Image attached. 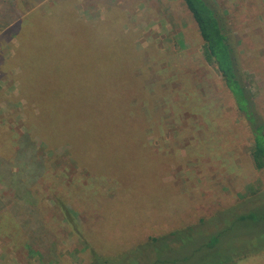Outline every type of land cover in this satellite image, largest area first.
Segmentation results:
<instances>
[{
  "label": "trees",
  "instance_id": "16d2710c",
  "mask_svg": "<svg viewBox=\"0 0 264 264\" xmlns=\"http://www.w3.org/2000/svg\"><path fill=\"white\" fill-rule=\"evenodd\" d=\"M75 1L0 0V31L13 32L19 43V26L24 29L36 15L40 21L37 22V33L43 35L42 43L48 49L47 55L64 54L71 58L59 60L58 65L63 61L68 66L65 72L53 59L39 64L35 60L20 63L18 96L25 99L28 110L22 130L1 129L0 213L17 221L23 228L29 224L34 235L48 233L53 222L46 223L43 218L46 190L42 184L48 182L54 198L52 206L45 205L49 213L53 212L50 216L48 213V217L55 221L54 214L59 211L67 225H76L75 230L81 229L92 256L89 264H92L95 255L91 252L100 251L99 244L117 247L121 241L116 231L97 226L93 216L99 219L103 216L100 210L102 203L119 202L122 210H128L127 198L138 200L149 193L169 196L173 199L159 205L161 220L156 219L159 214L152 210L156 208L153 206L146 220L147 229L137 230L135 225V228L131 226L126 235L128 241L118 247L147 249L164 237L181 244L180 236L183 235L189 242L200 238V247L218 251L222 233L236 220L258 217V209L264 203V186L260 190H251L233 205L224 204L217 208L194 198L186 201L176 189L169 194L173 185L170 188L160 185L162 175H159L157 167L146 180L139 179L137 183L123 182L116 173L128 169L127 150L152 154V164L158 163L156 155L170 156L164 168L175 161V155L167 151L169 145L163 136L168 127L167 118H170L165 114L170 110L174 117L170 123L172 132L175 139H189V155L197 158L221 156V164L229 175L235 177L234 146L238 147L240 133L233 130L230 112L226 110L228 103L237 110L252 139V148L244 160L249 168L264 172L263 109L240 76L243 61L238 48L240 42L230 29L233 21L227 16V10L215 0H180L185 9L180 15L183 26L167 39L163 46L165 52L150 47L148 55H141L134 47L132 31L122 29L124 15L121 2L141 6L142 0H99L104 6V17L80 19L74 15ZM154 2L161 3L163 9L172 8L170 0ZM42 5L46 8L42 9ZM259 8L261 15L258 18L264 26V2ZM192 29L196 30L195 36L185 42L184 36ZM31 44V41L20 39L19 45L26 46L25 54L31 49ZM250 62H259L264 72V58L254 57ZM200 66L213 67L219 81L215 80L211 86L205 78L196 77ZM179 68L190 70L183 86L176 87L175 94L171 91L166 93L163 83L169 87V81ZM65 78H70V81L60 98L67 100L57 101L54 108L48 95L62 85ZM34 89L47 96H40ZM162 98L165 108L158 106L162 105ZM31 104L37 107L33 109ZM51 114L56 115L55 120L66 118L57 123L55 131H49L47 123L38 120L40 115L50 120ZM100 115L104 131L96 134L101 125ZM186 116V125H178ZM114 127L120 130L118 136L113 132ZM149 135L154 136L157 144L148 142ZM35 137L40 138L41 151ZM59 142L68 145L69 158L65 164L63 161L55 162L53 154L47 156L42 151V148L50 149L49 146ZM68 198L75 199L86 226L77 224L76 217L65 208ZM204 211L209 212L199 216ZM189 214L199 217L196 222L185 225ZM163 226H167V231L158 236V232L164 230ZM120 235L123 234L120 232ZM48 238L56 248L54 238ZM170 243L174 245L175 242ZM114 251L117 253V249Z\"/></svg>",
  "mask_w": 264,
  "mask_h": 264
},
{
  "label": "rangeland",
  "instance_id": "374dc122",
  "mask_svg": "<svg viewBox=\"0 0 264 264\" xmlns=\"http://www.w3.org/2000/svg\"><path fill=\"white\" fill-rule=\"evenodd\" d=\"M215 1L223 9L227 10V16L233 21L230 29L240 42L238 47L239 54L243 58L240 76L250 93L253 94L254 99L261 105L264 118V72L259 62H250V59L254 57L259 60L264 58V26L261 19L258 18V15H261L259 6L264 0ZM142 2L143 5L141 6H135V3L129 5L130 2H121L124 15L121 24L122 29L124 31H132L134 47L141 55H148L150 47H155L161 53H164L167 39L173 35L174 31H179L183 26V19H180V15H182L181 11L184 9V5L180 0H170L172 8L163 9L161 3L154 2V0H142ZM74 7V15L77 19L102 18L105 14L104 6L99 0H76ZM43 8H46V5H42ZM37 22L40 21L35 15L30 22L31 24L29 23L30 25H27L24 29H21V25L19 26L17 32L19 43L13 32H5V29L0 31V134L1 129L4 130L5 128L19 131L23 129L22 126L26 118L28 105L24 98L18 96L19 73L17 72L20 71V65L28 60H35L34 62L39 64L45 63L49 59H53L58 65L59 60L71 59L66 58L64 54L52 57L47 55L48 49L42 43L44 40L43 35L40 36L37 33L36 27L39 25ZM195 33V29L187 32L186 36H184L185 42H189V39L192 35L195 36ZM20 39L32 42L31 49L26 54L23 52L26 46L21 47L19 45ZM259 41L261 42L259 43ZM40 45L44 48L40 47ZM42 49H44L43 54L40 55ZM58 66L63 68L64 72L68 69V66L63 61ZM198 70L199 74H195L197 75L196 77H199V79L200 77L205 78V82H208L211 86L215 83V80L219 81L220 79L216 70L213 67L211 68V66H200ZM188 72H190L188 68L176 70L175 77L168 83L169 87L164 81L165 83L163 84L166 85V87L163 85L164 89H166L165 92L171 91L175 94V88L179 85L183 86ZM150 76H152V73ZM153 78H157V76H153ZM69 81L70 78H65L63 84L58 85L56 90L48 95L54 108L57 105V101L67 100L66 98H60V95ZM147 83L152 84L151 81H147ZM37 84L39 86V80H37ZM35 91L38 94L40 93V96H47L44 92ZM162 100L163 98L160 99L161 103ZM156 104L157 102L154 105ZM31 105H33V109L37 107L35 104ZM162 105L158 104L160 108H165ZM226 110L230 112L231 125L235 127L233 130L237 134L240 133L238 147L234 146L236 150L233 157L236 169L235 177L227 173V169L221 164V156L214 158L204 155L197 158L189 155V139H175L174 132H172L170 123L173 122L174 117L170 110L165 114V116L170 115V118H167L168 127L163 132V136L167 139V144L169 145L167 151L175 155V161H171L164 168V164L170 160V156L165 158L162 155H156L155 158L157 157L159 164L157 162L152 164V154L144 152L140 154L135 149L132 152L127 150L125 153H127L128 169L124 172L119 170L116 173L117 177L119 179L121 177L124 180L123 182L137 183L139 179L146 180L149 173L153 172L157 167L160 172L159 175H162V184L160 185L166 187L173 185L172 189L168 191L169 194L176 189L182 197L186 198V201L194 198L217 208L224 204L233 205L237 203L239 198L244 197L251 190H260L264 186V172L249 168L248 162L244 160L253 145L250 134H248L241 123L237 110L230 103L226 106ZM100 116L98 118H100L101 125L96 134L104 131L103 119ZM55 119L56 115L51 114L50 120H47L46 116L42 118L41 115L38 120L41 123H47L49 131H55L57 123L62 122L66 118ZM186 123L187 116L182 119V122L177 124L185 126ZM80 124L82 125V122ZM114 131L116 136L120 134V130L115 127L113 128ZM81 132L85 133L84 131ZM34 139L41 151L40 138L35 137ZM147 139L148 142L157 144L153 135H149ZM0 143H2V140H0ZM49 148H42L43 153L47 156L53 154L55 162L63 161L64 164L67 162L69 158L67 144L59 142L49 146ZM157 149L158 147L155 146V150ZM2 154L6 156L4 151H2ZM215 159L217 160L215 161ZM42 184L45 187L44 190H46L44 194L46 213H43L45 214L43 218L46 223L53 222L50 231L34 235L29 224L23 228L17 221L0 213L2 215L0 216V264H89L92 256L81 229H78V231L75 230L77 228L76 225L75 227L67 225L66 221L62 219V213H59V211L54 214L55 221L53 218L48 217L53 212L49 213L45 205L52 206L51 203L54 202V198L51 194L52 192L49 191L51 189L49 187L50 184L48 182H42ZM169 199L173 198L150 193L142 199L139 197L138 200L127 198L126 205L131 208H128V210H122L120 208L122 204L119 205V202L102 203L100 210L103 216L99 215L100 219L98 216H93L95 222L101 229L116 231L121 241L117 244V247H109L106 243L107 246L99 244L100 251L94 250V252H91V254L95 255V261L92 264H264V203L258 209V217L256 219L236 220L229 229L222 233L220 247H218L219 249L216 252L200 247L202 239L195 238V240L189 242L183 235L180 236V239H182L181 244L176 243L177 240L175 239L161 237L162 239L147 249L139 246L134 248L118 247L123 246L128 241L126 235L129 234L131 226L135 225L137 230L147 229L146 220L148 221L150 209L153 206L156 208L152 210L159 214L156 219L161 220L162 212L159 205H165L169 202ZM85 201L86 203L89 202V200ZM65 202V208L76 217L75 222L86 226V221L80 215L75 199L68 198ZM248 207H250V204ZM190 210V212H193L192 209ZM209 211H204L199 216ZM199 216L189 214V221L185 225L189 222H196ZM105 221L106 224L102 225ZM229 223L231 224V221ZM133 228L135 227L133 226ZM163 228L164 230L158 232V236L167 231V226L166 228L163 226ZM120 232L123 235H120ZM95 236L98 239L97 234ZM167 236L169 237V234ZM48 237L54 238L57 245L56 248L49 243ZM170 242H175L176 244L172 245ZM115 249H117V253L114 251ZM157 259L159 260L157 261Z\"/></svg>",
  "mask_w": 264,
  "mask_h": 264
}]
</instances>
